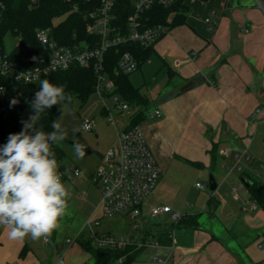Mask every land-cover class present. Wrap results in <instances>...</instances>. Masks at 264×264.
I'll list each match as a JSON object with an SVG mask.
<instances>
[{
  "label": "crops",
  "instance_id": "1",
  "mask_svg": "<svg viewBox=\"0 0 264 264\" xmlns=\"http://www.w3.org/2000/svg\"><path fill=\"white\" fill-rule=\"evenodd\" d=\"M184 3L185 23L167 29L155 42L146 61L154 65L155 76L147 90L138 87L147 108H159L161 115L143 117L138 124L162 174L185 163L211 172L216 189L182 212L155 203L154 189L137 218L140 229L117 231L116 223L125 218L115 216L102 220L96 230L157 241L158 247L140 249L130 264H264V207L248 190L253 182L264 185V0ZM12 166L22 171L13 156ZM35 199L41 198L31 204ZM99 201L98 190L90 216H100ZM19 205L30 206L0 190V264H54L52 243L45 244L46 235L39 238L28 227ZM155 205H169L172 216L151 217ZM175 213L180 217L174 218ZM79 231L72 239L88 255L80 264H100L77 240ZM48 237L59 251L55 235ZM66 239V248L59 251L64 259L74 243L68 245ZM155 253L161 261L152 259ZM65 263L75 264L74 257Z\"/></svg>",
  "mask_w": 264,
  "mask_h": 264
},
{
  "label": "trees",
  "instance_id": "2",
  "mask_svg": "<svg viewBox=\"0 0 264 264\" xmlns=\"http://www.w3.org/2000/svg\"><path fill=\"white\" fill-rule=\"evenodd\" d=\"M99 4L100 0H0V46L3 48V38L7 33L18 38L9 56L22 65L30 54L42 50L35 38L38 28H49L52 40L61 45L80 41L95 45L100 42V36L90 34L87 30L88 13ZM187 11L184 0H177L168 7L154 5L141 16V26L146 28L162 24L171 29L185 23ZM132 12L133 0H114L112 24L119 35H127V18ZM57 17L63 18L54 23ZM124 52L133 54L140 67L152 55L153 46L144 47L138 42L126 40L109 47L103 60L104 69L115 81L116 91L132 106L145 107L147 99L140 88L132 85L130 74L115 73L117 62ZM0 84L6 87L7 112L5 119L0 115V144L7 143L5 149L0 147V190L6 191L17 204L28 206L34 198L47 197L43 179L37 172L36 155L28 145L40 143L48 166L58 165L64 153L57 143L54 130L55 107L72 97L85 102L89 94L94 92L95 72L91 66L74 64L43 79L40 88L4 78H0ZM143 117L142 111H138L132 117L131 124H138ZM23 127L27 129L24 140L19 137ZM13 153L22 166L21 179L12 176ZM248 190L250 198L264 207V185L253 182ZM183 221L181 217L180 222ZM262 235L264 238V232ZM77 240L100 264H130L140 250L133 247L123 250L95 248L83 235ZM120 257L124 258L118 263Z\"/></svg>",
  "mask_w": 264,
  "mask_h": 264
},
{
  "label": "built area",
  "instance_id": "3",
  "mask_svg": "<svg viewBox=\"0 0 264 264\" xmlns=\"http://www.w3.org/2000/svg\"><path fill=\"white\" fill-rule=\"evenodd\" d=\"M177 0H133V12L127 18L126 36L119 35L116 27L113 26L114 0H100L99 6L88 13L87 30L90 34L100 36V42L95 45H88L84 41L72 45H61L52 40L49 28H38L35 31V38L42 50L39 53L30 54L24 64H20L10 58L0 46V78L9 79L14 82L29 84L40 88L43 79L52 73L63 71L76 64L81 67L91 66L95 72L94 92L98 101L102 104V112L106 119L115 125L113 112L125 113L128 119L123 123V128L116 130V140L105 152L100 153L99 162L94 170L91 180L100 193L99 209L100 216L92 215L87 218L78 235L85 236L95 248L102 249H126L133 247L143 249L147 247H158L156 240H149L139 235L120 236L109 232L97 231L102 220L115 216H123L133 221V229H140L137 218L142 213V206L145 199L156 188L160 178L161 170L156 158L147 144L139 124H131L132 117L142 111L145 118L160 117L159 108L132 106L117 91L115 81L104 69V53L106 50L126 40L140 43L144 47L153 46L155 42L167 31V27L162 24L142 28L141 16L154 5L168 7ZM211 22L210 19H206ZM213 23V22H212ZM215 23V22H214ZM192 52L191 58L195 57ZM27 63V64H26ZM138 69V61L130 52L121 54L115 73L129 75ZM40 90V89H39ZM6 87L0 84V115L7 118L5 106ZM111 100V105H107V100ZM96 122L90 119H82L81 127L84 131H92ZM27 129L21 128L19 137L25 139ZM31 152L36 155L37 172L40 176L46 172L47 159L41 149L40 143L30 144ZM12 148V145H9ZM13 161L18 160L15 153ZM1 156V155H0ZM239 163V160L237 161ZM241 166H238L240 169ZM74 176L80 175V170L75 167L72 170ZM12 176L21 179L23 171L13 168ZM62 172L59 170L53 178V184L61 182ZM198 188L203 185L197 183ZM47 192V187L44 188ZM85 191L80 193L84 197ZM172 212L169 205H155L149 210L151 217L159 214ZM180 217L175 213L174 218ZM172 243L176 238L171 235ZM45 244L52 243L56 261L54 264H66L62 253L57 251V246L53 244L50 237L42 238ZM72 238H67L66 243L71 245ZM124 257L118 258L121 263ZM152 259L160 260L157 254L152 255ZM161 261V260H160Z\"/></svg>",
  "mask_w": 264,
  "mask_h": 264
},
{
  "label": "rangeland",
  "instance_id": "4",
  "mask_svg": "<svg viewBox=\"0 0 264 264\" xmlns=\"http://www.w3.org/2000/svg\"><path fill=\"white\" fill-rule=\"evenodd\" d=\"M62 18L57 17L53 22L57 23ZM17 43L18 38L7 33L3 38L4 51L10 53ZM141 66V72L131 73L129 80L135 87H145L147 90L150 86V79L155 76L156 69L153 64L150 65L146 62ZM106 102L107 105H111L110 99ZM113 117L115 125L106 119L102 112V104L98 101L95 92L89 94L85 102H81L77 97H72L71 100L62 101L55 107L54 130L57 134V143L64 153L63 158L57 166H45L44 180L48 187L47 197L40 200L35 199L33 204L26 208L19 205V210H23L21 214L26 213L29 218L28 227L35 230V233L37 231L39 238L43 235H55L57 242L60 243L59 251L66 248L65 238L76 236L98 202V190L91 180L99 162L98 154L111 147L115 129H122L123 123L128 119L125 113L113 112ZM85 118L96 122L92 131L82 129L81 121ZM78 133L86 141L90 152L79 149L75 144H70V141H73ZM0 147L2 148V144ZM181 164L180 167L174 165L167 172L161 173L153 192L155 203L169 204L180 212L188 210V206H191L196 200L212 193L209 189L211 172L207 173L201 168H195L185 163ZM59 166L62 168L59 169ZM75 167L80 170L78 176L72 174ZM59 170L62 172L61 182L53 184V178ZM216 176L218 179L219 175ZM196 182L202 184L203 188L196 187ZM83 190L87 192L85 198L80 196ZM171 216L170 212L159 215L157 218ZM116 224L119 227L117 231L122 233L132 229L133 221L125 218L123 222L118 221ZM71 247L73 249L65 254L66 260L73 256L75 264H80L83 258L88 257L85 251L79 249V245L75 241Z\"/></svg>",
  "mask_w": 264,
  "mask_h": 264
},
{
  "label": "water",
  "instance_id": "5",
  "mask_svg": "<svg viewBox=\"0 0 264 264\" xmlns=\"http://www.w3.org/2000/svg\"><path fill=\"white\" fill-rule=\"evenodd\" d=\"M70 144H75L79 149L90 152V150L87 148L86 141L80 137L79 133L76 134L73 141H70ZM98 157H100V154H98ZM209 189L210 191H214L216 189V182L212 175L209 177Z\"/></svg>",
  "mask_w": 264,
  "mask_h": 264
}]
</instances>
